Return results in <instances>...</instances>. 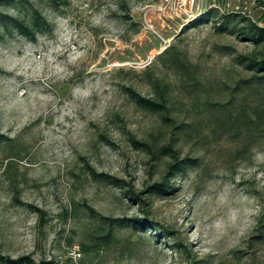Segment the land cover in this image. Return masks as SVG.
Listing matches in <instances>:
<instances>
[{
  "label": "rangeland",
  "instance_id": "374dc122",
  "mask_svg": "<svg viewBox=\"0 0 264 264\" xmlns=\"http://www.w3.org/2000/svg\"><path fill=\"white\" fill-rule=\"evenodd\" d=\"M24 1L52 30L35 42L19 34L0 38V133L8 138L0 141V254L30 256L33 264H188L185 253L132 225L115 226L109 245L83 252L82 244L94 246V236L108 229L89 205L105 216L142 217L172 229L201 264H264V236L257 237L264 219V88L236 89L251 74L236 57L253 45L212 23L182 31L209 6L225 2L255 17L259 2ZM6 11L26 14L20 4ZM173 41L196 66L200 85L185 84L156 60ZM154 77L169 83L171 124L123 89L158 97ZM207 100L228 102V110L210 108ZM256 109L263 113L255 126L243 115ZM132 137L170 144L196 164L171 179L167 194L151 193L170 157H152ZM87 166L127 186L95 178ZM127 188L142 201L130 200ZM15 190L46 221L16 203Z\"/></svg>",
  "mask_w": 264,
  "mask_h": 264
},
{
  "label": "trees",
  "instance_id": "16d2710c",
  "mask_svg": "<svg viewBox=\"0 0 264 264\" xmlns=\"http://www.w3.org/2000/svg\"><path fill=\"white\" fill-rule=\"evenodd\" d=\"M262 7V10L258 16L253 17L252 15L242 12L234 8H227L224 2V7L219 8L217 6H209L205 8L198 16L191 19L188 24L182 27V31H186L189 28H195L206 23H212L215 31L219 33H226L230 35L238 36L242 41L249 42L253 45V49L244 55H238L236 60L238 63L243 64L244 67L251 72L250 76L238 81L236 89L245 87L248 89H260L264 88V0H257ZM20 4L24 7L26 14L25 16L9 14L7 8H15ZM52 30V24L48 21L46 16L31 3L29 5L25 4L24 0H0V38L2 35L9 34H19L27 40L35 42L37 36L41 33H45ZM175 37L173 38V40ZM157 61H161L164 64L169 65L175 70L178 77L185 84L197 86L200 85L201 81L197 74V68L192 63V61L187 58L186 54L181 48L173 41L167 45L157 56ZM158 97H147L141 95L132 85L123 86L124 91L129 96V98L140 108L153 113L158 114L162 120L167 123L175 122L176 118L168 116L170 106L168 104V82H161L158 77H154L150 80ZM256 85V87H255ZM228 102H211L207 100L205 102L206 106H214L218 104L221 112H226ZM262 113L259 109L253 114L245 113L243 115V120L247 123L257 124V119L262 118ZM184 122L178 124V128L184 130ZM8 138L0 133V141L4 142ZM131 143L135 148L146 151L151 154L154 158H160L161 156H168L170 160L168 161L165 175L160 181H157L149 186L148 191L151 193L167 194L171 184V179L178 173L184 172L190 165L196 164L195 158L189 157H179L177 150L173 149L170 144L156 145L148 141H141L134 137L131 138ZM90 174L95 178H103L108 183L117 184L120 187H126L127 184L120 178L109 175L103 172H96L91 166H87ZM16 194L13 195V199L16 203L20 205H25L30 207L37 213H40L39 217L41 221H46L44 212L33 206L31 204H26L22 202L18 197V190H15ZM124 193L128 195V198L132 201L140 200L142 198L139 193L134 192L132 189L127 188ZM142 193V192H141ZM89 213L97 218L101 225H107L108 229L103 234H97L94 238L97 240L94 246L86 247L82 244L83 252L89 254L91 247L100 248L103 245H109L113 241L114 237V227L123 225H132L135 228L141 227L146 228L150 232H153L157 239H161L162 242L170 245L174 249L181 251L186 254L189 258L188 264H201L203 261L201 259L192 258V250L184 244L181 240H174L173 236L175 233L172 229L159 224L153 220H149L142 217H112L105 216L97 213L91 206L86 205ZM103 227V226H100ZM258 228L260 234L257 237L264 236V219L259 220ZM69 246L73 243L69 242ZM0 264H33V260L30 256H22L16 259H12L9 256H3L0 254ZM45 264H53V262H46Z\"/></svg>",
  "mask_w": 264,
  "mask_h": 264
}]
</instances>
